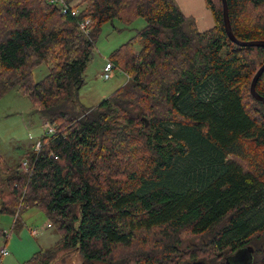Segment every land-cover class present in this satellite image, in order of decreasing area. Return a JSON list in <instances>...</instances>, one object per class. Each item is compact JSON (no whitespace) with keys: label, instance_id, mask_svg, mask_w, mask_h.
I'll return each mask as SVG.
<instances>
[{"label":"trees","instance_id":"1","mask_svg":"<svg viewBox=\"0 0 264 264\" xmlns=\"http://www.w3.org/2000/svg\"><path fill=\"white\" fill-rule=\"evenodd\" d=\"M64 1L77 17L50 0H0V100L17 90L55 127L25 155L29 172L0 154V216L15 230L36 208L60 235L24 264L66 251L83 264H227L245 251L264 264V102L250 90L264 47L230 39L222 0H205V32L175 0ZM226 2L235 38L264 41V0ZM139 18L146 27L109 62L128 82L85 107L102 27Z\"/></svg>","mask_w":264,"mask_h":264},{"label":"rangeland","instance_id":"2","mask_svg":"<svg viewBox=\"0 0 264 264\" xmlns=\"http://www.w3.org/2000/svg\"><path fill=\"white\" fill-rule=\"evenodd\" d=\"M82 0H79L81 3ZM78 3V4H79ZM146 27L143 18L130 25L115 20L102 27L96 48L84 73L85 86L80 91V102L88 108L97 106L108 99L115 91L128 82L127 75L120 69H114L111 78L106 80L103 73L112 54L121 46L133 40L137 33ZM140 44L135 43L139 51ZM51 65L43 64L34 70V80H43L50 72ZM46 123L35 112L28 98L17 90L8 93L0 100V154L13 165L23 161L25 155L37 148L40 137L45 134ZM50 135V134H49ZM21 228L13 230L15 218L0 216L1 229L7 234L0 237V264H24L42 249L53 247L60 239L54 228H49L50 221L45 214L34 208L20 217ZM35 233V234H34ZM6 248L8 255L1 256ZM251 255L245 251L230 259V264H249ZM77 252H62L54 264H83Z\"/></svg>","mask_w":264,"mask_h":264},{"label":"crops","instance_id":"3","mask_svg":"<svg viewBox=\"0 0 264 264\" xmlns=\"http://www.w3.org/2000/svg\"><path fill=\"white\" fill-rule=\"evenodd\" d=\"M175 1L185 16L192 17L196 20V24L200 32H205L215 26L214 17L209 8L207 7L205 0ZM78 3L79 0L75 2V4Z\"/></svg>","mask_w":264,"mask_h":264},{"label":"built area","instance_id":"4","mask_svg":"<svg viewBox=\"0 0 264 264\" xmlns=\"http://www.w3.org/2000/svg\"><path fill=\"white\" fill-rule=\"evenodd\" d=\"M52 4L58 6L62 12V14L64 15H68L70 14L73 17H77L79 15V10H75L73 9L72 5L67 4L64 0H50ZM92 22L90 19H87L83 22L80 23V30L85 33L86 35L89 34V28L91 26ZM114 70V67L111 63H108L104 69V73H103V78L108 80L111 78V72ZM46 130L45 132L47 134H54L55 133V127L51 124L46 123L45 126ZM36 150L40 149V144L38 143L37 148H35ZM23 169L25 172H29L31 170L30 165H29V160H24L23 161ZM49 228H51V224H49ZM35 234V233H34ZM6 238L8 239V236H6ZM8 255L7 249L4 248L1 250V256H6Z\"/></svg>","mask_w":264,"mask_h":264},{"label":"water","instance_id":"5","mask_svg":"<svg viewBox=\"0 0 264 264\" xmlns=\"http://www.w3.org/2000/svg\"><path fill=\"white\" fill-rule=\"evenodd\" d=\"M223 1V7H224V22H225V28H226V32L228 34V36L230 37V39L241 45V46H259V47H264V41H255V42H240L238 41L232 31L231 28V24H230V20H229V14H228V6H227V2L226 0H222ZM264 72V65L260 68V70L257 72V74L255 75L252 84H251V94L253 95V97L261 102H264V97L260 96L257 91H256V83L259 80V78L261 77V75ZM227 264H230L229 261H227Z\"/></svg>","mask_w":264,"mask_h":264}]
</instances>
